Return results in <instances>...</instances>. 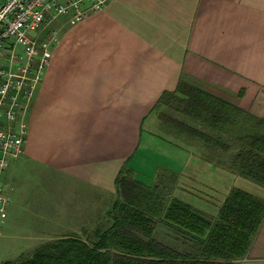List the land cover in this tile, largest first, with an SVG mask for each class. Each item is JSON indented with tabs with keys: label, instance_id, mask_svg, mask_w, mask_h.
Returning <instances> with one entry per match:
<instances>
[{
	"label": "crops",
	"instance_id": "1",
	"mask_svg": "<svg viewBox=\"0 0 264 264\" xmlns=\"http://www.w3.org/2000/svg\"><path fill=\"white\" fill-rule=\"evenodd\" d=\"M70 16L46 19L34 35L50 57L23 111V152L3 170L7 207L25 198L37 221L94 228L123 164L142 183L147 172V185L173 179L172 195L195 208L180 191L214 197L217 209L232 187L264 198L224 152L208 156V146L173 134L160 115L174 108H153L182 81L262 117L264 0H107ZM237 264H264V218Z\"/></svg>",
	"mask_w": 264,
	"mask_h": 264
},
{
	"label": "trees",
	"instance_id": "2",
	"mask_svg": "<svg viewBox=\"0 0 264 264\" xmlns=\"http://www.w3.org/2000/svg\"><path fill=\"white\" fill-rule=\"evenodd\" d=\"M163 103L166 110L175 109L172 116L160 115L172 124L173 134L208 146V156L219 149L233 172L264 188V115L252 116L182 81L174 91L162 92L153 108ZM114 187L117 198L104 214L105 223L93 228L92 241L62 237L0 264H237L264 218V198L237 187L214 216L173 196V179L166 183L160 177L147 185L125 164ZM158 234L166 235V243L156 239Z\"/></svg>",
	"mask_w": 264,
	"mask_h": 264
},
{
	"label": "built area",
	"instance_id": "3",
	"mask_svg": "<svg viewBox=\"0 0 264 264\" xmlns=\"http://www.w3.org/2000/svg\"><path fill=\"white\" fill-rule=\"evenodd\" d=\"M107 0H0V61L10 48L7 60L0 62V173L8 157L23 152L27 125L23 111L40 81L50 57L45 41L31 36L45 22L69 13L70 23L89 12L101 10ZM5 41H9L5 43ZM21 47L20 53L13 46ZM8 197L0 183V219L4 218Z\"/></svg>",
	"mask_w": 264,
	"mask_h": 264
},
{
	"label": "rangeland",
	"instance_id": "4",
	"mask_svg": "<svg viewBox=\"0 0 264 264\" xmlns=\"http://www.w3.org/2000/svg\"><path fill=\"white\" fill-rule=\"evenodd\" d=\"M59 16V19H66L69 17V13L61 14ZM38 31L39 30L33 31L31 33V36L37 34ZM7 42L9 41H5V43ZM10 49L11 47L3 50L4 55L0 61L1 63H4L7 60L8 52L10 51ZM13 51L16 53H20L21 47L15 44L13 46ZM0 121H2V119H0ZM125 166L131 171V169L126 164ZM142 176L144 179V183L152 182L151 179H148L149 175L147 172ZM198 176L202 177L200 173H198ZM5 181H7V177H4V172L2 171L0 173V183L3 184ZM5 190L8 189L6 188ZM114 193L113 203L117 198L116 191H114ZM178 196L190 202L200 210H204L208 216H214L216 214L217 201L214 197H210L212 199L209 200L198 196L196 193H194V195H191L182 191L179 192ZM27 205L28 204L25 201V198H23L13 208L12 204H10L9 207L6 206L5 216L4 218L0 219V263H2L3 261L18 259L22 255L31 253L37 246L62 237L78 235L87 238L88 241H92L91 233L94 230L93 228L51 227L48 222H40L35 220L31 216V213L25 210ZM112 205L103 212L101 218L97 222L98 224L105 223L104 214L112 207ZM63 223L71 225L73 222L67 220ZM163 236L166 235L158 234L156 235V239L163 238L166 243L167 239Z\"/></svg>",
	"mask_w": 264,
	"mask_h": 264
},
{
	"label": "bare ground",
	"instance_id": "5",
	"mask_svg": "<svg viewBox=\"0 0 264 264\" xmlns=\"http://www.w3.org/2000/svg\"><path fill=\"white\" fill-rule=\"evenodd\" d=\"M8 205V204H7Z\"/></svg>",
	"mask_w": 264,
	"mask_h": 264
}]
</instances>
